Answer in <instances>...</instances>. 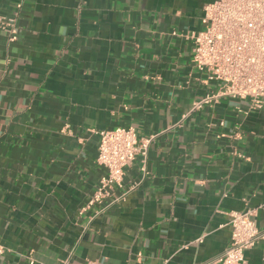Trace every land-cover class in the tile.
<instances>
[{"label": "crops", "instance_id": "0c3cea01", "mask_svg": "<svg viewBox=\"0 0 264 264\" xmlns=\"http://www.w3.org/2000/svg\"><path fill=\"white\" fill-rule=\"evenodd\" d=\"M212 0H0V264H218L233 211L264 230V108L208 91ZM155 136L89 204L104 129ZM242 264H264V239Z\"/></svg>", "mask_w": 264, "mask_h": 264}, {"label": "built area", "instance_id": "2783aa9c", "mask_svg": "<svg viewBox=\"0 0 264 264\" xmlns=\"http://www.w3.org/2000/svg\"><path fill=\"white\" fill-rule=\"evenodd\" d=\"M204 28L193 35V61L209 91L194 109L224 96L248 101L249 111L264 108V0H212L204 7ZM0 28L11 41L18 36L14 18L0 15ZM98 162L105 169L89 204L101 202L116 187H124L126 169L137 155L146 161L154 135L140 138L133 126L99 132ZM258 208L233 211L228 246L218 264H242L247 250L264 239ZM0 245V253L2 252ZM86 264H95L87 262Z\"/></svg>", "mask_w": 264, "mask_h": 264}]
</instances>
